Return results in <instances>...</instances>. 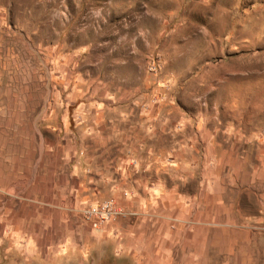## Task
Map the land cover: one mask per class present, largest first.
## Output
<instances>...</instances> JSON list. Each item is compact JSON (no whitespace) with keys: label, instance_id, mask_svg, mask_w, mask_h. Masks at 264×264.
Listing matches in <instances>:
<instances>
[{"label":"rangeland","instance_id":"1","mask_svg":"<svg viewBox=\"0 0 264 264\" xmlns=\"http://www.w3.org/2000/svg\"><path fill=\"white\" fill-rule=\"evenodd\" d=\"M120 158L154 209L105 195ZM202 186L218 206L182 210ZM58 189L145 235L117 247L64 211L65 264H264V0H0V220Z\"/></svg>","mask_w":264,"mask_h":264},{"label":"crops","instance_id":"2","mask_svg":"<svg viewBox=\"0 0 264 264\" xmlns=\"http://www.w3.org/2000/svg\"><path fill=\"white\" fill-rule=\"evenodd\" d=\"M122 162L123 160L120 158V161H116L115 163V181H112V177L110 176H105V180L102 178L104 183L100 185L106 189L105 195L116 198L118 205L124 207L125 210L132 211V209H137L141 211L145 204H141L140 199L142 196H147L149 194L150 198H153L151 199L153 204L149 207L154 209V206H156V193L148 186V183L143 182L145 177L149 179L148 174L137 178L139 177L137 169L129 166L127 168H130V171H127L124 162ZM127 178L133 180V184L129 183V193L133 194V198L128 200L122 198V190L125 185L124 181ZM150 190L154 193H151ZM204 191L203 186L196 189L195 194H192L194 196L192 201H189L186 197L187 194L181 192L185 196L184 198L181 194L182 198L180 202L182 210H184V206H186L185 209L190 207V209L199 211L204 204L210 203L218 206L219 198L215 197V199H209V194ZM59 192L62 193L60 190L57 191V193L52 194L50 199L45 202L39 201L35 197L29 199V201H33L36 204L33 205L32 208H30L27 203L14 207L12 205L10 207H4L5 212L10 211V213L21 214H19V216H14L11 213L10 218L0 220V264H60L61 261L65 264L70 259L71 253L77 252L78 250L80 251V247L75 240L67 236L69 234L61 236V230L63 228H68L71 225L72 229L73 225L71 223L70 225L69 223L67 224V222L65 223V217H62L64 211H69L70 214L74 216L76 215L75 210L78 208H76L74 204H71L70 200H67L65 195L63 196ZM168 192L169 190L164 193V197L167 196L169 200H172V195ZM212 192L213 197L214 191ZM135 225L136 224L132 226L128 224L121 225L119 220L117 222L111 221L101 225L100 230L97 232L100 233V236H108L111 242L117 247L124 246L128 243L127 234H129L131 245L135 247L136 245H140V241L143 242L145 236L144 233H141V230L144 228L140 226L142 224L137 226L138 228L143 227L141 230L137 229L138 232L134 228ZM161 229L163 233H161ZM173 229L176 228L164 222L162 226L156 223L152 224L151 227L148 228V231L151 230L150 233L153 235V231H157L159 235L162 234L163 243L166 244L168 242L171 245L173 241ZM135 249L136 248H131L130 251H134Z\"/></svg>","mask_w":264,"mask_h":264},{"label":"built area","instance_id":"3","mask_svg":"<svg viewBox=\"0 0 264 264\" xmlns=\"http://www.w3.org/2000/svg\"><path fill=\"white\" fill-rule=\"evenodd\" d=\"M78 212L81 218L87 222L93 230H98L101 223L119 214L110 202L82 207L78 209Z\"/></svg>","mask_w":264,"mask_h":264}]
</instances>
